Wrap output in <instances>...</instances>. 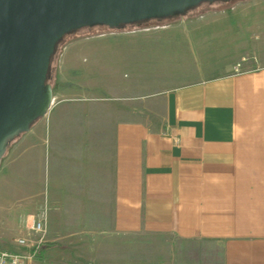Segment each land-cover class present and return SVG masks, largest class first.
Instances as JSON below:
<instances>
[{
    "label": "crops",
    "instance_id": "crops-1",
    "mask_svg": "<svg viewBox=\"0 0 264 264\" xmlns=\"http://www.w3.org/2000/svg\"><path fill=\"white\" fill-rule=\"evenodd\" d=\"M95 47L64 46L59 74L72 79L63 91L86 85L74 78L85 67L82 51ZM188 50L136 45V77L119 84L135 100L124 118L93 121L99 97L58 94L8 146L0 231L19 228L34 203L57 225L88 227L60 241L96 239L92 259L70 261L68 250L41 242L25 264H264V61L191 78Z\"/></svg>",
    "mask_w": 264,
    "mask_h": 264
},
{
    "label": "rangeland",
    "instance_id": "rangeland-1",
    "mask_svg": "<svg viewBox=\"0 0 264 264\" xmlns=\"http://www.w3.org/2000/svg\"><path fill=\"white\" fill-rule=\"evenodd\" d=\"M65 45H96L95 48L82 51L85 67L79 71L82 75L80 74V77L74 80L86 85H79L75 87V90H72V87L64 91L62 89L70 87V79H72L69 74H59L60 55ZM136 45H189L187 52L190 56L187 58V63L194 71L191 78L252 68L262 62L261 60L264 61V0H204L186 8L181 13L162 18L144 19L117 28L102 24L82 27L66 35L51 56L50 75L47 82H50L53 87V102L55 103L58 94L77 96L76 98L82 95L99 97L100 99H95L91 105L95 111L93 121L109 123L127 116L131 106L135 105V100L122 97V93L125 92L120 89L119 84L122 79L136 77ZM178 52L184 53L181 50ZM163 53L164 51H161V55ZM180 57L179 59L183 60ZM166 61L167 58L158 61L162 78L168 76ZM106 82L112 85L108 86ZM133 90L135 91V88ZM99 128L104 129L101 126ZM100 129L97 134L99 136L103 134L107 138L109 132L107 130L102 132ZM15 138H12L7 145L10 146ZM1 161L0 188L5 180L2 175L8 170L6 159ZM0 196L3 197L1 194ZM53 212L56 213V210ZM76 212L79 214V211ZM50 213L51 210L48 207L28 203V212L24 211L20 215L19 228L2 227L8 234H0V246L22 248L16 244L14 238L25 234L32 219L43 214L46 228L43 243L51 241V249L56 251L68 250L66 254L68 256L65 257L70 261L94 258L91 255L97 251L94 245L96 239L91 240L90 246L87 238H85L86 242H77L76 245H73L71 241H60V233H70L74 230L73 228H81L84 231L88 227L57 225L55 216ZM71 217L70 214L68 216L70 222L73 221ZM4 230L0 232L4 233ZM100 239L102 242L105 241L104 237ZM114 252L119 255V247ZM39 254L40 247L36 256ZM107 262L106 264H120V258L109 257Z\"/></svg>",
    "mask_w": 264,
    "mask_h": 264
},
{
    "label": "water",
    "instance_id": "water-1",
    "mask_svg": "<svg viewBox=\"0 0 264 264\" xmlns=\"http://www.w3.org/2000/svg\"><path fill=\"white\" fill-rule=\"evenodd\" d=\"M204 0H0V162L9 137L47 113L51 54L66 32L161 18Z\"/></svg>",
    "mask_w": 264,
    "mask_h": 264
},
{
    "label": "built area",
    "instance_id": "built-area-1",
    "mask_svg": "<svg viewBox=\"0 0 264 264\" xmlns=\"http://www.w3.org/2000/svg\"><path fill=\"white\" fill-rule=\"evenodd\" d=\"M44 215L34 217L25 234L14 238L22 248L0 246V264H25L26 259L35 256L45 234Z\"/></svg>",
    "mask_w": 264,
    "mask_h": 264
},
{
    "label": "trees",
    "instance_id": "trees-1",
    "mask_svg": "<svg viewBox=\"0 0 264 264\" xmlns=\"http://www.w3.org/2000/svg\"><path fill=\"white\" fill-rule=\"evenodd\" d=\"M177 13H181V12H177ZM174 14H176V13H174ZM174 14H172V15H174ZM169 16H171V15H169ZM166 17V16H165ZM162 18V17H161ZM150 19H154V18H150ZM141 21V20H140ZM136 22H139V21H136ZM133 23V22H132ZM92 25H97V24H92ZM92 25H87V26H83V27H91ZM99 25H101V24H99ZM102 25H105V24H102ZM105 26H108V25H105ZM122 26V25H121ZM121 26H117V27H121ZM109 27H112V28H117L116 26H109ZM80 28H82V27H80ZM80 28H76V29H72V30H70V31H68V32H66V33H64L60 38H59V40L56 42V44H55V48H54V50H53V52H52V54H51V56L53 55V53L55 52V50H56V48H57V46H58V44L61 42V40H63V38L66 36V35H68V34H71L72 32H75L76 30H78V29H80ZM50 59H51V57H50ZM50 62H49V68H48V72H47V77H46V81H47V79L49 78V75H50ZM39 118V117H38ZM37 118V119H38ZM36 119V120H37ZM21 132H19V133H17L16 135H14V136H12V137H9L8 139H7V141H6V149L8 148V142L12 139V138H15L17 135H19ZM45 245H49V244H51V242L50 243H44ZM41 247L42 246H40V250H41ZM39 256V255H38Z\"/></svg>",
    "mask_w": 264,
    "mask_h": 264
}]
</instances>
